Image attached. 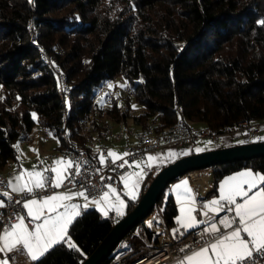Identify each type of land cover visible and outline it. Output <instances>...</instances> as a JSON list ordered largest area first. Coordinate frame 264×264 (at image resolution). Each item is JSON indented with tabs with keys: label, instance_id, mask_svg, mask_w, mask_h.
Wrapping results in <instances>:
<instances>
[{
	"label": "trees",
	"instance_id": "1",
	"mask_svg": "<svg viewBox=\"0 0 264 264\" xmlns=\"http://www.w3.org/2000/svg\"><path fill=\"white\" fill-rule=\"evenodd\" d=\"M262 19L264 0H0V166L16 159L15 142L38 123L59 148L84 143L82 120L93 97L118 75L135 89L138 125L154 116L169 124L183 115L222 133L264 118ZM58 68L69 102L60 93ZM243 166L264 174V155L210 167L217 181ZM168 185L155 206L162 202L163 219L174 225L177 205ZM138 198L129 197V209ZM117 218L87 208L69 227L75 248L57 244L30 264H78ZM139 225L147 234L144 219L128 232Z\"/></svg>",
	"mask_w": 264,
	"mask_h": 264
},
{
	"label": "built area",
	"instance_id": "2",
	"mask_svg": "<svg viewBox=\"0 0 264 264\" xmlns=\"http://www.w3.org/2000/svg\"><path fill=\"white\" fill-rule=\"evenodd\" d=\"M29 29L31 32L34 31L32 20L29 22ZM57 74L61 96L67 101L70 97V88L66 75L59 68ZM108 85V80L100 84L93 97L95 104L85 119L82 120L84 143L68 141L63 148H59L51 154V157H54L65 152L70 159L82 165L81 175L74 177L77 182L75 186L65 181V188L83 191L84 189L80 187V184L84 183L87 189L85 195L91 199L98 198L109 186L119 184L121 175L130 167L129 161L131 159L145 157L149 151L166 144L192 146L199 137L210 136L217 139L219 136V133L209 126L195 127L189 124L183 115L169 124H165L161 118L154 116L136 127L133 122L126 121L134 114L131 104L130 107L127 103L124 107L117 104L118 92L122 83L115 82L112 88H109ZM125 92L128 96L135 94V89L131 83L126 84ZM113 100L116 101L117 112L111 109L114 108ZM115 116L119 118L121 123L117 129L107 121L110 117ZM235 131L239 134H246L247 137L256 136L259 133V123L258 121L242 120L238 123ZM39 132L46 136L50 130L41 124ZM128 134L135 136V141L126 145V153L131 155L113 162L112 158L107 156L110 142L117 141ZM25 139H31V133ZM109 139L110 142L107 141ZM99 154L104 155L106 163H101ZM124 161L128 163L125 164ZM15 169L21 170L22 166L18 163ZM46 169H50V167ZM211 171L212 168L209 166L188 170L184 175L194 181V186L198 192L200 188L196 177L206 176V182L203 184V189L206 190L211 186V180H209ZM12 172V169L0 170V190L11 194L10 200L6 197V206L0 207V225L2 227L10 226L17 221L18 216H24L28 226L34 227L36 221H33L27 215V210L23 208V203L31 195L11 191L9 182ZM44 173L48 177L54 176V173L50 171ZM55 189L48 186L43 190L37 189L35 196L49 194ZM77 199L81 200L82 197H77ZM16 201H20V203H16ZM228 207L225 205L224 210L219 213L209 212L206 217L203 215L202 208L199 205L196 206L195 215L199 221L217 223L220 233L215 236L204 231L207 228L206 223H201L198 227L187 230L180 228V232L174 236L171 225L165 222L160 213H155L151 218L146 217L144 221L148 231L147 235L143 236L136 230L127 232L118 243L119 247L115 254L105 264H174L183 255L206 245V242L215 240L221 233L227 232L238 224V218H236L237 223L233 224L231 228H226L222 223H219L222 219L231 220L234 218V212L228 211ZM110 214L114 217L117 215L115 211ZM11 255L18 256V252H11ZM245 264H264V255L253 252L252 258L247 260Z\"/></svg>",
	"mask_w": 264,
	"mask_h": 264
},
{
	"label": "snow or ice",
	"instance_id": "3",
	"mask_svg": "<svg viewBox=\"0 0 264 264\" xmlns=\"http://www.w3.org/2000/svg\"><path fill=\"white\" fill-rule=\"evenodd\" d=\"M259 23L264 25V19ZM124 86L121 85V87ZM108 87L112 88L113 85L109 84ZM35 116L36 114L33 113V118ZM207 143L211 144V141ZM203 150L197 149L196 151ZM129 155L131 154H118L115 151L107 153L113 162ZM177 155L179 154L169 153L166 159L170 160ZM158 159L159 157L149 156L148 167L151 168L152 163ZM100 161L106 163L103 155L100 157ZM124 163L128 162L124 161ZM135 165L141 169L140 172L121 177L128 189L127 194L132 199H136V189L146 175L141 167V162H135ZM81 167V163L62 157L57 159L50 169L44 170L55 173L54 176H45L44 172L37 171L35 168L31 171L25 170L14 177L15 183L9 182V187L14 193L35 196L37 189L43 190L46 186L59 189L65 187V181L75 186L77 182L74 177L81 175ZM260 185H264V174L254 173L251 170L242 171L226 178L220 186L219 198L203 205L202 212L207 217L209 212L219 213L227 205L229 206L228 211L234 212L235 216L231 220L222 219L219 223H222L226 228H231L233 224L237 223L236 218H238L237 226L227 234L221 233L214 242H206V246L187 255L180 261V264H245L252 258L253 252L264 255V187H260ZM80 187L84 190L72 191L69 188L65 192L53 193L40 199L26 200L23 203V208L27 209V215L33 221L41 222L36 223L34 229H30L25 223V217L18 216L17 223L5 228L3 234L0 235V253L17 251L27 255L32 261H36L57 244L64 243L68 247L75 248L76 245L71 241L69 235V227L81 215V209L88 207L89 202V197L85 195L87 190L85 184L81 183ZM254 189L255 191H253ZM176 190L177 199L181 204V215L177 217L180 227L187 230L198 227L200 223H206V221H197L193 215L196 211V200L189 181L184 180L181 184L176 185ZM0 195L11 199L9 192ZM75 197H83L86 203L82 205L73 203ZM237 198H240L242 202H237ZM90 202L101 207L105 215L108 213L102 206L115 210L118 215L123 214L125 207V202L119 198L116 189L111 186H109V191L103 192L100 199L93 198ZM16 203H20V201H16ZM4 206H6L5 202L0 200V207ZM204 231L213 236L220 233L216 222H212ZM179 232V228L173 229L174 236ZM242 233L250 239H246ZM180 234L183 235V233ZM0 264H8V262L0 260Z\"/></svg>",
	"mask_w": 264,
	"mask_h": 264
},
{
	"label": "crops",
	"instance_id": "4",
	"mask_svg": "<svg viewBox=\"0 0 264 264\" xmlns=\"http://www.w3.org/2000/svg\"><path fill=\"white\" fill-rule=\"evenodd\" d=\"M107 121L109 123H112L115 129H117L121 125V123L119 121V118L117 116L110 117L109 119H107ZM126 121L127 122H133V119L127 118ZM197 124H199V123L197 122ZM200 126L203 127L202 124L197 126V127H200ZM219 136H220V133H219ZM219 136H218L217 139H214V138H212V139L218 140ZM261 138H264V137H261ZM246 139H247V137L245 135L244 139L241 140V141H245ZM30 140H31V143L23 144L19 148L16 147L17 148V157H16V159H14L12 162L6 164L3 167L0 166V170H6V169H12L13 170V172H12V174L10 176V182H12V183H15L14 177L19 175L21 172H24L25 170L31 171V170H33L35 168V170H37V171L45 172L44 170L46 168H48V167L51 168L54 165V163H55V161L57 159L62 158V157L70 159L65 152H62L58 156L51 157V154L54 151H56L57 149H59V147H58L59 141H58L57 137H55L51 132L48 133L46 136H44V135L40 134V132L38 130V135L37 136L36 135H32V133H31V139H28L27 141H30ZM107 141L110 142V139L107 140ZM134 141H135V136L128 134L125 137H122L121 139H119L117 141L110 142L109 151H115L118 154L126 153V145L129 144V143H132ZM241 141H234L231 137H229V138H225L224 143H221V144H218V145H215V146L228 145V144L241 142ZM193 145L183 148V147H180V146H177V145H173V144H166V145H164V146H162V147H160L158 149L151 150V151H149L147 153V155L145 157H137V158L131 159L129 161V164H130L129 169H127L121 175V177L127 176L130 173L140 172L141 169L136 167L135 162H141V167L144 169V172L146 173V175L144 176V179L140 183L139 187L136 189L137 197H139L141 192L143 191V187H144L146 181L148 180V178L150 177V175L152 174L154 169H156V168H158V167H160L162 165H165L166 163L176 159L177 157H179V156H181L183 154H186V153H189V152H192V151H196L197 149H205V148L214 147V146L203 147L201 145H196L197 147L194 148ZM169 153H177L179 155L174 156L172 159L169 160V159H166V157H168ZM102 155L103 154H99V159H100V157ZM149 156L159 157V159L156 162L152 163L151 168L148 167V164H149L148 157ZM18 163L22 166L21 170H16L15 169L16 165ZM246 170H251L254 173H258V174H263V172L260 169H256V168L251 167V166H243V167H241V168H239L237 170H234V171H231V172H228V173L222 175L217 181H212L211 180L210 181V185L211 186L208 189L205 190V191H207L206 194L199 192L200 190H203V188H204L203 184L206 181H203V182H198L197 181L198 185H199V188H200V190L197 192V189L194 186V181L191 180V178H189L186 175L177 177L174 180H172L170 182V184L168 185V188H167V191L172 194V196H173V198H174V200L176 202V205H177L176 222H175L174 225H171L172 230L176 229V228H179V229L181 228L180 225L177 223V217H179L181 215V213H180L181 204L179 203V201L177 199L178 193H177V190H176V185L181 184V182L184 181V180H188L190 186L193 189V194H194V197H195V200H196V206L199 205L201 208H203V205L207 204L208 202H210V201H212L214 199H218L219 198L220 186H221V184L223 183V181L226 178H228L229 176H233L236 173H239V172H242V171H246ZM44 175H45V173H44ZM54 175H55V173H54ZM121 177H120L119 184L118 185H113L111 187L116 189L117 194H119V198L125 202V207L123 209V214H122V215H124V213L128 210L129 197H131V196H129L127 194L128 193V189L125 187V182H124V180L121 179ZM260 187H264V186L260 185ZM68 189L69 188L62 187V188H59V189H55L53 192H51L49 194H44L42 196H30L26 200L32 199V198L40 199V198H43V197H45L47 195H51L53 193L65 192ZM72 191H74V190H72ZM105 191H109V188L107 190H105ZM181 191H182V189H181ZM253 191H255V189ZM4 192H7V191L0 190V194H2ZM95 199H100V197L95 198ZM0 200H3L5 202L6 197L3 196V195H0ZM91 200L92 199L89 198V202H88V207L87 208L92 207V206L97 207L95 204L90 202ZM72 202L73 203H77V204H81V205L86 203V201L83 199V197H82L81 200H79V199H77V197H75ZM237 202H242V201L240 200V198H237ZM102 207H104V210H106L108 214H110L112 211H115V210H113L111 208H108L106 206H102ZM87 208L81 209V213L84 210H86ZM97 208L101 212L104 213V211L101 210V207H97ZM122 215H118L117 214L116 217H121ZM193 215H195V212L193 213ZM195 217H196V215H195ZM196 219H197V217H196ZM197 221H199V220L197 219ZM40 222L41 221H36V223H40ZM212 222H214V221H210V222L206 223L205 226L208 227ZM15 223H17V221L13 222L12 224H15ZM25 223H26V221H25ZM10 226H7V227L3 226L2 227L0 225V235L3 234V231L5 230V228H8ZM235 227L231 228L230 230H228L224 234H227L228 232H231ZM34 228H35V226L34 227H30V229H34ZM242 235L245 236L246 239H250V238H248L246 236V234L242 233ZM210 242H214V240H212ZM204 246H206V245H203L201 247H204ZM199 248H197V249H195L193 251H190L187 254L183 255L174 264H180V261H182L187 255H190L192 252L199 250ZM13 252H15V251H13ZM0 260H7L8 264H30L32 262V260L27 255L21 254L20 252H18V256L11 255V252L0 253Z\"/></svg>",
	"mask_w": 264,
	"mask_h": 264
},
{
	"label": "water",
	"instance_id": "5",
	"mask_svg": "<svg viewBox=\"0 0 264 264\" xmlns=\"http://www.w3.org/2000/svg\"><path fill=\"white\" fill-rule=\"evenodd\" d=\"M262 155H264V138L214 146L205 148L203 151H192L166 163L151 178L135 205L131 209L128 208L124 215L113 223L93 251L78 264H100L110 256L122 237L152 212L166 186L175 178L183 176L188 170L209 167L214 163ZM209 180L214 181L213 171L209 175ZM199 192L207 193L204 189Z\"/></svg>",
	"mask_w": 264,
	"mask_h": 264
},
{
	"label": "rangeland",
	"instance_id": "6",
	"mask_svg": "<svg viewBox=\"0 0 264 264\" xmlns=\"http://www.w3.org/2000/svg\"><path fill=\"white\" fill-rule=\"evenodd\" d=\"M62 48V47H61ZM115 82H118V83H122V85H125L128 84V80L125 76L123 75H118L114 78H111L108 80V83L109 84H112L114 85ZM125 86L124 87H121L120 88V91L118 92V100H117V104L119 106H122L124 107L125 104L127 103L128 106L130 107V104L132 106V109H133V112L137 111V109L140 107V104L138 103L136 97H135V94H129V96L127 95V92H125ZM104 98V97H103ZM69 102V100H68ZM113 103H116L115 100H113ZM135 105V107H133ZM116 107V106H114ZM117 110H118V107H117ZM131 119H133L132 117H129ZM133 123L135 124L136 127H138L139 125L136 124L134 121ZM199 124H197V122H192V124L194 126H199L201 125L202 123L198 122ZM258 123H259V133L258 135L256 136H250L251 138L253 137V139H259L261 137H264V118L262 119H259L258 120ZM203 125V124H202ZM201 127V126H200ZM41 128V124H36L34 129L32 130V135H38V130ZM246 135V134H245ZM244 134H239L237 133L235 130H232V131H228V132H223V133H220V136H219V139L218 140H214L212 139V137L210 136H205V137H200L196 143L193 145V147H197L196 145H201L203 147H207V146H215V145H218V144H221V143H224V140L225 138H229L231 137L234 141H241L244 139ZM247 137V136H246ZM208 141H211V144H208L207 142ZM16 143V147L19 148L21 145L23 144H28V143H31V140L30 141H27V139H24V138H19L17 139V141L15 142ZM187 146H190V145H181L180 147H187ZM163 203L160 202L158 203V205L154 206L152 212L147 216L148 218H151L155 213H160L161 214V210H162V205ZM120 218V217H118ZM117 218V219H118ZM137 230L138 231H144V228L142 225H139L137 227ZM144 234H146V232L144 231L143 232ZM147 235V234H146Z\"/></svg>",
	"mask_w": 264,
	"mask_h": 264
},
{
	"label": "bare ground",
	"instance_id": "7",
	"mask_svg": "<svg viewBox=\"0 0 264 264\" xmlns=\"http://www.w3.org/2000/svg\"><path fill=\"white\" fill-rule=\"evenodd\" d=\"M205 177H206V176H205ZM205 177H196V180H197L198 182H203V181L206 180Z\"/></svg>",
	"mask_w": 264,
	"mask_h": 264
}]
</instances>
